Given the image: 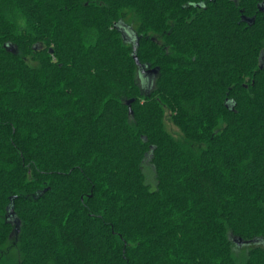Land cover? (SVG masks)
<instances>
[{"label": "trees", "instance_id": "trees-1", "mask_svg": "<svg viewBox=\"0 0 264 264\" xmlns=\"http://www.w3.org/2000/svg\"><path fill=\"white\" fill-rule=\"evenodd\" d=\"M0 264H264V0H0Z\"/></svg>", "mask_w": 264, "mask_h": 264}, {"label": "rangeland", "instance_id": "rangeland-1", "mask_svg": "<svg viewBox=\"0 0 264 264\" xmlns=\"http://www.w3.org/2000/svg\"><path fill=\"white\" fill-rule=\"evenodd\" d=\"M129 23L131 22L128 21ZM167 128L174 134L177 135L178 131L177 129L173 126V124L170 121H167ZM144 172L146 173L147 176V183L148 185L155 189L156 187V180H155V175H154V168L150 162V158L146 159L144 165H143Z\"/></svg>", "mask_w": 264, "mask_h": 264}, {"label": "water", "instance_id": "water-1", "mask_svg": "<svg viewBox=\"0 0 264 264\" xmlns=\"http://www.w3.org/2000/svg\"><path fill=\"white\" fill-rule=\"evenodd\" d=\"M135 60H136V62L138 61L137 58H135ZM156 72H157V70H153V73H156ZM130 104H131V102L128 103V105H129V107H130V109H131V105H130Z\"/></svg>", "mask_w": 264, "mask_h": 264}]
</instances>
